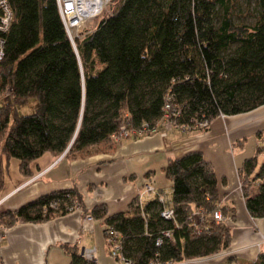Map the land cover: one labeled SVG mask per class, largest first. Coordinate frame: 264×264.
Wrapping results in <instances>:
<instances>
[{
    "label": "trees",
    "instance_id": "trees-1",
    "mask_svg": "<svg viewBox=\"0 0 264 264\" xmlns=\"http://www.w3.org/2000/svg\"><path fill=\"white\" fill-rule=\"evenodd\" d=\"M8 2L13 20L2 35L0 189L12 158L20 175L31 177L30 164L42 154L83 157L90 146L116 135L123 120L127 129L155 127L166 102L178 111L173 125L188 128L264 104V0H244L254 5L251 23L233 19L240 0H119L80 40L69 38L56 0ZM30 98L36 100L33 112L19 115L17 106ZM256 138L260 146L238 176L246 209L259 218L264 127ZM165 172L173 183L169 193L136 196L122 212L108 214L102 203L86 209L83 194L72 186L5 209L0 219L4 228L44 223L77 204L83 215L120 235V254L131 264H184L228 248L230 230L211 212L219 208L229 215L232 208L220 204L211 164L192 151L168 158ZM253 182L258 188L252 194ZM166 208L174 211L170 220L160 216ZM198 209L204 219L197 223ZM63 247L69 264H94L75 244ZM252 264H264V252Z\"/></svg>",
    "mask_w": 264,
    "mask_h": 264
},
{
    "label": "crops",
    "instance_id": "crops-1",
    "mask_svg": "<svg viewBox=\"0 0 264 264\" xmlns=\"http://www.w3.org/2000/svg\"><path fill=\"white\" fill-rule=\"evenodd\" d=\"M263 127L264 104L240 114L219 115L201 130L177 125L166 130L159 122L153 133L109 137L76 159L44 153L30 164L31 177L8 175L0 189V213L72 186L83 194L86 209L102 203L108 214L122 212L145 185L153 191L143 199L160 190L169 193L173 183L165 172L168 158L198 151L213 168L220 204L232 208L226 224L231 242L218 253L186 262L252 264L264 252V217H253L246 209L238 171L260 146L256 133ZM88 215L77 207L44 223L2 226L0 264H69L63 246L73 244L79 253L92 251L96 264H119L109 255L104 223Z\"/></svg>",
    "mask_w": 264,
    "mask_h": 264
},
{
    "label": "built area",
    "instance_id": "built-area-1",
    "mask_svg": "<svg viewBox=\"0 0 264 264\" xmlns=\"http://www.w3.org/2000/svg\"><path fill=\"white\" fill-rule=\"evenodd\" d=\"M56 1H57L60 16L64 23V19H63L64 16L62 14V6L60 4L61 1L60 0H56ZM12 20H13V14H12V9L10 7L8 0H0V62L4 56V40L2 38V35L5 34L10 28ZM64 26H65V29H66V32L69 38L71 39L68 28L66 27L65 23H64ZM5 94L12 97V93L10 91H6ZM177 114H178L177 109L171 104H169L168 102H166V104L163 106V114L159 122L162 123V125L164 126L166 130H170L174 126L172 123V117L178 116ZM123 121H121L118 126L117 134L112 135V137L115 138L116 140L126 138L129 136H140L143 134L153 133L156 127V126L149 127L147 124L143 123L141 124L139 128L127 129L126 124ZM206 126H208V122L203 120V121L196 122L194 126L190 127L189 129H193V130L202 129V128H205ZM185 128H188V127H185ZM152 191H153V188L151 186L145 185L142 188V190L138 193L139 199L142 200L143 195L151 193ZM75 206H76L75 208L78 207V205H75ZM174 215H175L174 211L171 208L163 209L160 212V216L166 220L172 219ZM194 215H195V221L197 223L203 221L204 214L202 210L200 209L196 210ZM87 217L89 218V215ZM211 217H212V220H214L217 224H224V225H226L230 219V215L222 214L219 208H216L211 212ZM1 234H2V225H0V236ZM164 235L169 236V233L164 232ZM104 237H105L107 249L109 251V255L113 259H115L119 264H131L129 260H127L123 255L120 254V247H121L120 235L114 229L109 228L104 225ZM160 242H161V239H158L156 242V245L160 244ZM80 255L86 260L91 261L94 264H96L94 261V255L92 251H82ZM151 264H175V263L172 261H165V262H153Z\"/></svg>",
    "mask_w": 264,
    "mask_h": 264
},
{
    "label": "rangeland",
    "instance_id": "rangeland-1",
    "mask_svg": "<svg viewBox=\"0 0 264 264\" xmlns=\"http://www.w3.org/2000/svg\"><path fill=\"white\" fill-rule=\"evenodd\" d=\"M61 1V6H62V0ZM119 0H109L106 5L103 7L101 12L95 16H91L89 18H83L81 20H77L74 18L75 21H73L74 26L69 27L68 31L71 37V40L73 39H78L80 40L83 34L86 32H91L93 31L97 23L105 16L111 14L113 12V9L115 8L117 2ZM255 18V9L254 5L251 4L250 6L246 5L244 0H240L238 3L237 9L234 11L233 19L235 22H248L251 23L253 22ZM68 21V20H66ZM36 105V100L35 98H30L27 103L18 105L17 106V112L19 115H28L33 112L34 107ZM262 157H259L258 160L261 161ZM19 173L18 170V161L14 158L10 160L9 166H8V173L7 177L5 180L9 179V176H13L15 173ZM9 175V176H8ZM241 182V181H240ZM242 184V182H241ZM258 188L257 183L253 182L251 189V193L255 192L256 189ZM77 205V204H76ZM0 225L3 226L4 219H0Z\"/></svg>",
    "mask_w": 264,
    "mask_h": 264
},
{
    "label": "bare ground",
    "instance_id": "bare-ground-1",
    "mask_svg": "<svg viewBox=\"0 0 264 264\" xmlns=\"http://www.w3.org/2000/svg\"><path fill=\"white\" fill-rule=\"evenodd\" d=\"M108 1L109 0H63L62 14L66 27L69 29V27L74 26V18L81 20L99 14Z\"/></svg>",
    "mask_w": 264,
    "mask_h": 264
},
{
    "label": "water",
    "instance_id": "water-1",
    "mask_svg": "<svg viewBox=\"0 0 264 264\" xmlns=\"http://www.w3.org/2000/svg\"><path fill=\"white\" fill-rule=\"evenodd\" d=\"M83 250L80 251V253H82Z\"/></svg>",
    "mask_w": 264,
    "mask_h": 264
}]
</instances>
